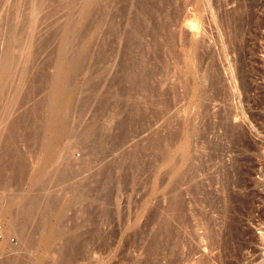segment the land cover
I'll list each match as a JSON object with an SVG mask.
<instances>
[{
  "label": "rangeland",
  "instance_id": "obj_1",
  "mask_svg": "<svg viewBox=\"0 0 264 264\" xmlns=\"http://www.w3.org/2000/svg\"><path fill=\"white\" fill-rule=\"evenodd\" d=\"M70 1L0 0V65L5 54L13 59L10 77L0 82V167H5L0 175V207L6 197H13L15 203H19L37 195L41 198L40 203H43L26 236H11L10 242L16 252L21 248L19 253L26 257L28 255L32 261L40 257L44 264H64L58 246L60 241L55 240L48 251L34 249L29 252L26 249V240L41 216L47 200L45 198L60 195L65 200H61V203L62 220L66 225L76 226L79 232H96L93 238L84 241V247L77 252L74 264H170L172 256L160 255L158 258L154 253L153 239L163 221L167 217L170 219V215H176L170 205L171 198H174L171 191L174 172L182 173L193 162L203 173L199 172L195 181L187 182L189 185L185 183L183 188L180 186L186 195L188 207L182 213L185 217L180 220L182 224L179 220L172 221L175 228L184 232V240L186 238V245L183 242L179 249L182 252H178L181 256L176 257L177 264H264V0H166V13L171 17L166 18L168 27H171L168 30L170 34H166L176 32V48L171 47L167 36L159 38V51L155 43L150 45L154 40L153 24L145 21V39L141 45H149L147 51L153 58L151 68L154 77L151 85L155 90L154 97L147 101L143 96L145 93L141 92L136 101L144 108L142 116L138 115L121 128L119 119L127 114L131 102H121L123 96L117 95V92L124 83L114 80L116 76H121V54L134 48L130 45V49L127 39H123L127 38L126 33L137 12L134 6L136 0H130L128 17L122 29L123 40L118 51L114 50L113 62L108 69L102 66L93 69L92 75L89 66L84 64L77 74V90H72L74 100L84 95L83 99L80 97L78 101L76 99L77 102L74 101L76 107L72 112L74 125H79L77 134L94 117L96 126L99 124L98 127H102V122L103 128L109 131L104 149L103 145L98 151L91 143L83 147L78 143L76 134L58 145L61 147L58 150L63 155L67 154L64 160L68 157L75 162V177L61 181L51 169V174L43 177L45 181L42 179L43 182L36 183L31 181V175L40 165V151L37 144L33 145L25 136L30 118L26 117L27 123L23 126L19 123L16 131L12 124L15 119L19 121L21 115L20 118L26 116L27 111L31 112L35 103L48 95L49 90L52 92L53 89L61 95L66 93L64 89L68 90L67 84L59 86L54 83L52 86V82L44 80V75L53 76L56 72L57 49L53 48H58L63 39L61 37H65L64 26L80 17L79 8L83 7L84 1ZM56 9H60V12ZM239 16H242L241 19ZM109 19L105 20L104 30ZM88 22L87 18L79 24L80 33L75 38L80 37L73 46L89 41ZM42 41L41 48L44 50L40 51ZM2 71L0 66V76ZM102 97H108L111 107L107 105L102 109ZM86 98L91 99L87 101ZM121 109H124L123 114L115 116ZM189 140L192 146L190 156L195 157L194 161L184 154ZM15 146L27 159L24 158L29 172L24 178L8 167L9 158L3 156L8 149H16ZM92 161L97 163L87 168ZM173 167L177 169L174 172ZM213 175L224 183L220 185L214 178L218 183L210 186ZM228 177L231 184L226 187ZM104 182L106 184L103 186ZM80 183L81 190L92 195V201L75 199V190L71 186ZM202 184L206 190L201 189ZM208 188L213 189L209 191ZM97 197L100 198L98 202L95 201ZM218 198L219 201H216ZM210 199L216 201L214 203L217 205L213 204V207L218 206L216 209L219 212L212 208ZM178 212L177 216L181 214ZM208 221L211 222L209 227ZM180 224L183 226L180 227ZM0 225L6 234L14 231L6 223L0 221ZM81 225L84 227L80 228ZM45 233L44 230L40 231L37 239ZM213 236L216 237L215 243ZM53 245L57 247L53 248ZM193 249L196 252L191 253ZM5 256H0V259Z\"/></svg>",
  "mask_w": 264,
  "mask_h": 264
},
{
  "label": "bare ground",
  "instance_id": "obj_2",
  "mask_svg": "<svg viewBox=\"0 0 264 264\" xmlns=\"http://www.w3.org/2000/svg\"><path fill=\"white\" fill-rule=\"evenodd\" d=\"M83 1H84L83 7L79 8V9H81L80 17L76 21L74 20L73 22H68L64 26L65 37H63V36L61 37L63 39L61 42L59 41L60 44H59L58 48H53V50L57 49V57L55 59V70H56V72H54V74H52L53 76H49V75L46 76V74L44 75L45 77L43 76L44 80L46 82H48V83L52 82L51 83L52 86L54 83L56 85L58 84L59 86L67 84L68 90L65 91V89H64V92H66V93L63 95L58 94V92H54L53 89H52V92H51V90H49V93H47L48 95H45L46 97L44 96V98L41 99V101H39V100H38V102L36 101L37 103H35V105L33 106L32 111L30 110L31 112L27 111L28 114H26V116L20 118L22 116L21 115L20 117H18L19 121L17 119H15L17 122L14 120V122L12 124L13 130H15L17 127H19L18 126L19 123L20 124L22 123V126H23V124L27 123L25 121L26 117L30 118V119L27 118L28 119V130L25 131V136L30 142L33 143V145L37 144L38 149L40 151V156H39L40 165L38 167V170L35 171L31 175V181L32 182H36V183L41 182L44 176H46L48 173L51 174V171H50L51 169H52V173L57 174V177L61 181L62 180H71L72 178L75 177V174H76L75 168H74L75 162L72 161V158L69 159L68 157H67L68 159L66 158L64 160V158L67 156V154L64 153V155H63V153H61V151L58 150V148H61V147H58V145L66 139H67L66 141H68V139L69 140L72 139L79 131V130L77 131L79 125H77V124L74 125V123H73L72 112L74 110L73 109L74 106L76 105L75 103L78 101V99H80L81 96L78 97V99L76 98L77 101H76V99L74 100V93L72 90H74V91L77 90V86L79 83L78 78H77V74H78L79 69L84 64H87L89 66V69H91V75H92L94 73L92 70L97 68V67H98V69L101 66L104 69L109 68L110 63L113 62L111 59L113 58V54L115 52L114 50H117L118 46L121 44V41L123 39H127L129 48H130V45L134 47L133 50H129V51L121 54V56H120L121 57L120 58V60H121L120 68L121 69H119V70H121V72H120L121 76L120 77L116 76V78L114 80L116 83H117V81L124 83L121 86L120 91L117 92L118 94L116 93L117 95L121 94L123 96V99L121 98L123 101H121V100L120 101L121 102L125 101V103L131 102L130 108L127 110V114L122 115L124 112V109H121L120 113H118V114H116L117 112L115 113L116 114L115 116H117V115L123 116L122 118H120L121 120L119 119V121H120L119 124H120V127L122 128V127H125L133 119H135L138 115L142 116L144 108H142V106L139 105L138 102L136 101V98L138 97L139 94H141V92L145 93V94H143V96H146L147 99H145V100H147V101L152 98L151 96L154 97L155 90L152 88V85H151L152 84L151 81L153 80V77H154V70L151 68L153 58H152V55L147 51V48L149 47V45L147 44L148 47H146L145 44H144L145 46L141 45V42L142 41L144 42V39H145L144 38V36H145L144 23H145V21H151L153 24L152 33L154 35V40L151 41L150 45L152 43H155V45L157 46V51H159L161 48V44H159V38H162V36H167L171 47L176 48V42H177V39H176L177 36L175 35L176 32H174L175 34L169 35L170 33L168 30L171 27H168L167 22H166V21H168V20H166V18L170 17V14L168 13L169 15H167V13H166V11H167L166 10V3H167L166 0H136V1H134L135 5L134 4L133 5L135 6L137 12L134 13L135 15L133 14L134 16L131 20L132 21L131 27H130L128 33H126L127 38H123V39L121 36L122 31H123L122 29H124L123 25H125L124 23L126 21V17H128L126 15H127L128 8H130V4H131L130 0H117V1H115V0H83ZM70 2L73 3V0ZM81 2H82V0H81ZM61 5H63V4H61ZM60 6H58V7L60 8ZM54 7H55V5H54ZM72 7L74 8L75 5ZM77 9H78V7H77ZM59 10L60 9H58L57 11H59ZM64 13L62 12L61 14H64ZM239 14H240V12H239ZM140 15L142 17H140ZM56 16H58V14ZM73 16H72V18H73ZM77 16H78V14H77ZM167 16H169V17H167ZM172 16H173V14H172ZM52 17L54 18V16H52ZM108 17H110L109 22H108V26L104 30V25L106 24L105 20ZM175 17H176V15H175ZM241 17H240V19H241ZM75 18H77V17H75ZM87 18L89 20L88 29H89V33H90V39L86 44L79 42L77 46H73L76 43L75 40H78L80 37L79 36L78 39H76L77 38L76 35L80 33L78 26H79V24L82 23L83 20H85ZM129 19H131V18H129ZM50 20L52 22V19H50ZM170 20H172V19H170ZM84 22H86V21H84ZM173 22H174V20H173ZM173 22H172V24H173ZM53 24H52V27H53ZM168 24H171V23H168ZM60 26H62V24ZM169 26H171V25H169ZM58 28H61V27H58ZM40 30H41V28H40ZM50 30H52V29H50ZM50 30H49V32H50ZM52 32H53V30L51 31V33ZM60 32H62V30ZM167 32L169 34H166ZM170 32H172V31H170ZM100 34H102V35L100 36ZM75 36H76V38H75ZM48 37L50 38V36H48ZM51 38H54V37L52 36ZM54 39H56V38H54ZM47 40H48V38L46 39V41ZM43 41L45 42V40H43ZM43 41H42V43L40 42V44H41L40 45V51L44 50L43 48H41ZM59 42H57V43H59ZM53 44H54V42H53ZM124 44H126V43H124ZM114 45H116L117 47H114ZM97 46H98V49H96ZM38 48H36V49H38ZM130 49H132V48H130ZM6 50H8V49H6ZM38 51H39V49H38ZM35 53H36V51H35ZM51 54H50V56H51ZM40 55H41V52H40ZM2 57H3V59H2ZM2 57H1V59L3 61H1V62H3L2 63L3 67H2V64L0 66H1V68H3V71H2V75L0 76V82H3L4 80H6V78L9 76L10 69H11V66L13 63L12 62L13 59H11V55L9 56V54H5ZM41 57H42V55H41ZM39 58H40V56H39ZM113 60H114V58H113ZM36 61H39V60L37 59ZM51 62H54V61H51ZM200 65H201V63H200ZM93 87H94V85H93ZM96 87H97V85H96ZM27 88H28V86H27ZM34 89L35 88H32V90H34ZM115 91H116V89H115ZM79 92L85 93L84 91H79ZM28 94L29 93H27V95ZM110 94L112 95L113 93H110ZM114 94H115V92H114ZM200 94H202V93L200 92ZM34 95H36V94H34ZM205 95H207V94H205ZM37 96H34V97H37ZM103 96H104V94H103ZM105 97H102V99L100 98L102 100V102H101L102 109L106 108L108 103H109L108 97L107 98H105ZM119 97H121V96H119ZM87 98L85 100H87ZM89 99H91V98H89ZM89 99L87 101H89ZM74 101H76V102H74ZM81 101H83V100H81ZM108 106H110V105H108ZM74 112H76V111H74ZM85 115H86V113H85ZM229 115H231V114H229ZM75 116H77V115H75ZM95 118H98V117H95ZM95 120L96 119H94V117H93V119L91 118L86 123V125L84 124L85 126H84L82 132L80 134H77L78 135L77 140H78V143L83 145V147H85L91 143L96 150L100 151L99 149L102 148V146L107 141V138H108L107 133L109 131H106V129L103 128L104 123L102 124V122H101L102 127H98V126H100L99 124L96 126ZM82 122H83V120H82ZM117 123H118V120H117ZM108 129H111V127H109ZM126 129L127 128H125V130ZM16 130H18V128ZM10 132H11V130H10ZM11 133H10V135H11ZM73 133H75V134L73 135ZM14 134L12 137H14ZM10 135H8V136H10ZM122 136H124V134H122ZM237 136H238V134H237ZM12 137L10 136L8 138L10 139ZM110 138L111 137H109V139ZM15 139H16V135H15L14 140ZM10 140L13 141V139H10ZM189 142H190V140L186 144V147H185L186 149H185L184 154L188 158H191V159H189L190 161L191 160L194 161L195 157L190 156V147L192 149V146L190 145L191 143H189ZM8 144H10V143H8ZM4 146H5V144L3 145V147ZM6 146H7V144H6ZM104 147H105V145L103 146V149H104ZM64 148H66V147H64ZM5 149L7 151V147ZM65 151H66V149H65ZM69 151H67V152H69ZM65 154H66V156H65ZM3 156H7L9 158L8 167H11L12 169H14L17 172L19 177L24 178L27 175V172H29L28 171L29 169H28L27 163L25 161L26 158L23 155V153L20 151V149H18L17 147H16V149L15 148L14 149H12V148L8 149V152H5V154ZM68 156L70 157L69 154H68ZM197 158H199V157H197ZM3 159L5 160V158H3ZM189 160H188V162H190ZM4 163L2 165H4ZM95 163H97V162L96 161L90 162L87 165V168L89 167V169H90L92 166L95 165ZM34 164H35V161H34ZM28 166H29V164H28ZM174 167H177V166H174ZM3 168H5V167H0V175H1ZM175 169L176 168L173 169V172L175 171ZM199 172H200L199 166L196 167V165L193 162L190 163L189 165H187L182 173L179 174L177 172H174L175 177L173 178L172 183H171L172 184V186H171L172 190L171 191H172V193H174V198L173 197H172L173 199L171 198L170 202L171 201L172 202L170 203V205H171V207L173 206L172 208L174 209V212L179 211L178 213H181V214H178V216H177V213L175 212L176 215H174V216L170 215L172 217H170V219H168V217H167L168 220L166 219L165 221H163V223L161 225L159 223L160 226L158 228V231L156 232L157 234L155 235V237L153 239V248H152L154 253L158 255V258L160 255L172 256L173 258L170 261V264H177V258L176 257L178 255V252L179 251L182 252V250H179L180 246L186 240V238L184 240V237L182 235L184 232L181 233L182 231L175 228V226L172 224L174 221L176 222L177 220H179L178 222H180V220L183 218L182 213H184V210H186L188 207V206L186 207V204L188 203L187 199H185L186 195L184 196V194H183L184 192L181 191L183 189H181L180 186H182L183 184H185L187 182L191 183L192 181H195L197 174ZM201 172L203 173L202 170H201ZM201 172H200V174H201ZM101 173L104 174V170H102ZM53 176H55V175H53ZM214 178L217 179L215 177V175H213L212 179H214ZM215 179L212 181V185L209 184L210 186H213V184H216L217 181ZM49 180H50V178H49ZM209 180H210L209 182H211V178ZM218 182H219V180H218ZM221 182H219V184ZM188 183H187V185H189ZM222 183H224V182H222ZM104 184H106V183L104 182L103 186H104ZM204 184H202V186ZM230 184H231V178H229L228 180L225 181L226 187L229 186ZM42 185H43V183H42ZM81 186H82V183L75 184V185L71 186V189L75 190V199L79 200V201L81 200V201H87V202H88V200L92 201L91 199H94L92 197V195L89 193L83 192L81 190ZM198 186H199V184L197 185V187ZM204 187H205V185L201 189L204 190L205 189ZM182 188H183V186H182ZM198 188H200V187H198ZM198 188H194V189H198ZM213 188H211V189H213ZM188 189L192 190V187L191 188L189 187ZM211 189L209 190V188H208L207 190L211 191ZM191 190H189V191L191 192ZM43 191H44V189H43ZM107 192L109 193V190ZM198 192H199V190H198ZM205 192H207V191H204V193ZM52 194H54V193H52ZM187 194L189 195V193H187ZM200 194H201V192H200ZM211 194H210V196H212ZM213 194H215V193H213ZM90 195H91V198H90ZM205 195H208V194L206 193ZM48 196H49V194H48ZM59 196L60 195H50L48 198H45L47 200L45 202V205L42 207L43 210H42L41 216L37 220V222L35 223L34 228L32 227L33 228L32 233L29 236L28 240H26V249L29 250V252H32V250H34V249L42 250L41 252L48 251L50 249L51 245L53 244V242L55 240H57V241H60L58 246H59V251L62 254V257H61L62 263L74 264V261H75L76 256H77V252L84 245V241L87 239L93 238L94 234L96 232H89L87 230H83L82 232H79V231H77L76 226L66 225L65 221L62 220V207L63 206H62L61 200L63 199V197L61 196L62 197V199H61ZM210 196H208V197L210 198ZM195 197H196V195H195ZM215 198H217V197H215ZM213 199H210V200H212V203H211L212 208H214L213 204H216L214 202L219 201L220 198H218V200H216V201ZM233 199H234V197H233ZM1 200H2V198H1ZM1 200H0V203H1ZM99 200H100L99 197L95 198L96 202H98ZM62 201L64 202L65 200H62ZM244 201H246V200H244ZM15 202L16 201L14 200L13 197H11L9 199L6 197V199L4 198V201L2 202V207H0V221H1V223L2 222L6 223L8 226H11L14 230L10 234L4 233V230H3L4 237L0 241V256H4V255H7V256L0 259V264H44L43 259L40 257H37L36 260L32 261L28 258L29 257L28 255H27V257L25 255H21L19 253L22 250L21 248L18 249L19 252H16L15 246L10 242V238L12 235H15L18 237L19 236L20 237L26 236V234L30 230V227L32 226V223L35 222L34 220H36V218H35L36 212L38 211L40 206L43 205V203H40L41 198H40V196L35 195L34 197H32L27 202H24V200H21L19 203H15ZM69 202H71V201L69 200ZM88 206H90V204H88ZM216 207H218V206H215L214 210L216 209ZM171 212H172V210H171ZM174 212H172V214ZM217 212H219V211L217 210ZM38 214H37V217H39ZM187 220H188V218H186L185 221H187ZM187 222H184V223L188 224ZM209 222L210 221L207 222L208 227H209V225H211V222H210V224H209ZM181 224H180V227L183 226ZM83 227L84 226L81 225L80 228H83ZM2 229H3V227H2ZM43 230L46 231V233L43 236H41L40 239H37L38 234L40 233V231H43ZM186 230H188V229H186ZM232 230H235V229H232ZM184 231H185V229H184ZM186 233H188V232H186ZM213 241H214V243L216 242V237H214V236H213ZM209 242H211V241H209ZM183 245H186V242ZM55 246L57 247V245H53V248H55ZM213 246H214V244H213ZM215 246H216V244H215ZM59 251H57V253ZM194 251L195 250L193 249L191 251V253ZM178 256H181V255H178ZM178 258H180V257H178ZM31 259H32V257H31ZM179 261H178V263H179ZM157 264H158V262H157Z\"/></svg>",
  "mask_w": 264,
  "mask_h": 264
},
{
  "label": "built area",
  "instance_id": "obj_3",
  "mask_svg": "<svg viewBox=\"0 0 264 264\" xmlns=\"http://www.w3.org/2000/svg\"><path fill=\"white\" fill-rule=\"evenodd\" d=\"M4 235H3V229L0 225V241L3 239Z\"/></svg>",
  "mask_w": 264,
  "mask_h": 264
}]
</instances>
